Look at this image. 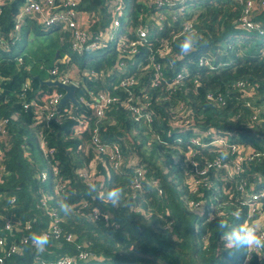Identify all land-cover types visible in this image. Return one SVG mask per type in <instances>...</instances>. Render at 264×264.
Returning a JSON list of instances; mask_svg holds the SVG:
<instances>
[{"label": "trees", "instance_id": "16d2710c", "mask_svg": "<svg viewBox=\"0 0 264 264\" xmlns=\"http://www.w3.org/2000/svg\"><path fill=\"white\" fill-rule=\"evenodd\" d=\"M111 1L78 0L84 29L98 34L112 25ZM172 1L175 12L154 0H124L125 39L136 40L139 28L150 32L129 55L115 44L74 52V34L46 27L40 15L16 32L27 0H0V121H8V136L0 137L3 264L66 257L76 264H244L246 251L226 249L217 225L247 221L245 195L264 189V0ZM249 3L253 29L241 25ZM193 29L197 47L181 56L178 45ZM71 63L94 75L79 82L78 104L49 109L51 98L65 92L42 81ZM128 76L137 79L130 97L118 88ZM102 91L120 102L99 119L83 100ZM132 96L149 119L127 108ZM113 145L119 169L105 151ZM234 148L252 153L240 162ZM117 186L125 189L126 204L99 198ZM45 233L50 243L38 251L31 237ZM13 245L19 251L9 254ZM260 255L251 254L247 264H264Z\"/></svg>", "mask_w": 264, "mask_h": 264}, {"label": "built area", "instance_id": "2783aa9c", "mask_svg": "<svg viewBox=\"0 0 264 264\" xmlns=\"http://www.w3.org/2000/svg\"><path fill=\"white\" fill-rule=\"evenodd\" d=\"M45 2L43 4L38 3L35 0H27V2L23 5V7L18 12L15 21H16V27L15 31L18 32L20 30V27L22 25V22L26 18H32L36 19V17L40 15L41 22L48 28L54 27L55 25H61L64 31H70L72 34H74V37L72 39V49L74 52H77L79 54H84L86 52H96L100 51L103 48L107 46V44H115L117 49L119 51H124V53H128L129 55H135L137 52V47L140 45H144L147 43L150 39V32L144 28H139L136 30L137 39L136 40H126L125 37L121 34V30H124V26L122 25V21L127 18V7L124 8V0H112L111 1V11L116 15V19L113 21L112 25L102 33L93 34L90 31L88 32V28L84 29V23L81 20L80 15L77 11L78 6V0H44ZM155 3L158 4V6H175L174 1L172 0H154ZM176 1V0H175ZM184 1V0H181ZM179 3V2H178ZM177 6V5H176ZM252 5L251 3L248 4L247 14L241 21V25L244 27L253 29L252 22L250 20L249 11L251 9ZM2 13V10L0 9V15ZM189 27V26H188ZM187 27V28H188ZM2 35L0 33V43H2ZM16 40L12 44H16ZM19 62H22V59H18ZM63 62V61H62ZM59 67H55L53 70L50 71V73L55 77V79H51L52 81H59L64 84H75L78 86L79 82L81 81L82 77L88 76L91 77V75H94V71H86L85 73L81 74L77 71L76 66L71 63L64 66L63 70H59ZM77 71V73L75 72ZM75 74V75H73ZM157 74H160L157 72ZM74 77H77L75 79ZM137 79H135L134 76H128L126 79L120 80L118 84L119 89H123L127 92L131 90V87L135 85ZM2 81V78L0 77V82ZM176 82H173L171 86L175 85ZM117 89V86L115 87ZM134 91V90H133ZM134 93L132 91L129 92V97L133 95ZM62 95L56 94L54 95L51 100L49 101L47 107L49 109L56 107L62 99ZM133 101V96L126 104L127 108L136 115L137 119L140 117H145L147 119L150 118L151 114L143 109L142 107H135L131 104ZM120 102L119 97L113 96L107 92H100L98 95H95L92 97L91 100H83V103L88 108H91L96 117L99 119H102L107 111L115 104H118ZM146 111V112H145ZM41 113H38V116H40ZM7 120L6 121H0V137L6 138L8 136L7 133ZM95 133H97V129L94 130ZM114 148L105 146V151L108 153H113L112 159L114 161V168L119 169L121 166V155L119 153V147L116 145H113ZM102 149V150H104ZM234 151H237L238 154H241V157H239V161L241 162L243 159L242 156L246 153V151H250V149L245 150H237L234 148ZM239 163H237V169L239 166ZM55 173L54 176L57 177V169H54ZM118 171V170H117ZM143 172L141 171L139 173V178H142ZM51 176L49 174L44 175V179ZM58 184V182H57ZM59 186V184H58ZM61 189V187L59 186ZM136 189H141V184L138 180H136L135 183ZM243 205L247 206L249 208V216H248V222H255L256 218L259 216H264V189H262L258 193H254L252 195H245V200L243 201ZM261 228H264V221H262L259 225ZM6 229H12V226L10 223L6 225ZM23 243H27V240L25 239ZM0 245H2V241H0ZM19 251L18 247L13 245L10 249L9 254H16ZM80 259H86V254H81L79 256ZM251 256L249 258V254L244 259V264H247L251 260ZM76 259L71 257H66L54 264H76ZM4 263V259L0 258V264ZM34 264H51V263H38L36 261Z\"/></svg>", "mask_w": 264, "mask_h": 264}, {"label": "clouds", "instance_id": "9594fccd", "mask_svg": "<svg viewBox=\"0 0 264 264\" xmlns=\"http://www.w3.org/2000/svg\"><path fill=\"white\" fill-rule=\"evenodd\" d=\"M196 41L197 36L195 29H193L189 34L184 35L182 41L179 43V54L181 56L191 54L197 47ZM221 155L222 158L227 159L228 153L225 151ZM124 196L125 189L121 186L114 187L106 193H99V198L111 204L113 207L119 206L122 202L126 204L127 202L124 200ZM194 211H200L202 215L200 206ZM231 215L238 219L240 212L235 211ZM217 228L222 233L221 238L225 241L224 247L226 249H244L249 254V258L253 253L258 256L264 253V228H261L258 222L245 221L236 226H232L228 220L219 219ZM31 240L38 251H43L45 246L50 243V237L47 233L41 235L33 234Z\"/></svg>", "mask_w": 264, "mask_h": 264}, {"label": "water", "instance_id": "95a60500", "mask_svg": "<svg viewBox=\"0 0 264 264\" xmlns=\"http://www.w3.org/2000/svg\"><path fill=\"white\" fill-rule=\"evenodd\" d=\"M42 84H45L49 87H58L65 92L61 99V102H60L61 104L65 103L68 100L72 101L75 104H78V101L76 100V97H75V93L77 90V86L75 84L73 83L64 84L59 81H52V80L42 81Z\"/></svg>", "mask_w": 264, "mask_h": 264}, {"label": "rangeland", "instance_id": "374dc122", "mask_svg": "<svg viewBox=\"0 0 264 264\" xmlns=\"http://www.w3.org/2000/svg\"><path fill=\"white\" fill-rule=\"evenodd\" d=\"M155 2V1H154ZM185 5V4H184ZM185 7V6H184ZM174 8H177L176 7V5L175 6H170L169 7V9H173V10H171L172 12H175L176 11V9H174ZM182 9V8H181ZM182 11V10H181ZM160 20H162V18L160 17ZM189 25H187L186 27H188ZM11 43H13V42H11ZM11 43H9V44H11ZM73 75H75V74H73ZM247 154H250V153H252L251 152V150L250 151H247L246 152ZM44 180H50V177H48V178H46V179H44ZM55 192H56V194H60V188H59V186L58 185H56V188H55ZM262 221H264V216L262 215V216H259V217H257L256 218V220H255V222H258V224L260 225V223L262 222Z\"/></svg>", "mask_w": 264, "mask_h": 264}, {"label": "crops", "instance_id": "0c3cea01", "mask_svg": "<svg viewBox=\"0 0 264 264\" xmlns=\"http://www.w3.org/2000/svg\"><path fill=\"white\" fill-rule=\"evenodd\" d=\"M77 71L80 73V70L77 68ZM77 71H75L77 73ZM75 79H77V77H74Z\"/></svg>", "mask_w": 264, "mask_h": 264}]
</instances>
